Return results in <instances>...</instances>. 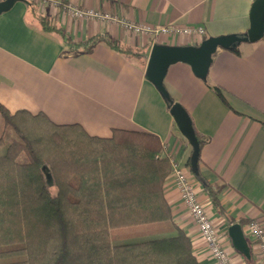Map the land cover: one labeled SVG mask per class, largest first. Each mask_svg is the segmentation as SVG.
Masks as SVG:
<instances>
[{"label":"crops","instance_id":"crops-1","mask_svg":"<svg viewBox=\"0 0 264 264\" xmlns=\"http://www.w3.org/2000/svg\"><path fill=\"white\" fill-rule=\"evenodd\" d=\"M28 1L32 5L33 1ZM57 1L56 5L34 3V7L72 41L107 34L140 49L143 57L126 58L102 43L91 53H73L56 33L41 29L31 5L17 1L0 14V105L12 114L42 113L54 124H77L89 136L109 137L112 129L151 133L161 142L164 156L185 166L190 145L179 133L158 92L144 78L151 46L197 45L207 37L244 33L255 0ZM66 4L136 24L199 26L204 34L194 40L184 35H136L106 20L70 16L63 11ZM263 38L239 44L237 52L217 48L206 81L198 79L189 65L180 62L168 67L163 80L171 99L185 109L194 129L207 138L199 151L203 175L225 185L220 196L226 214L222 216L215 212L201 184L193 178L198 184L196 197L233 264H262L245 225L255 219L264 223ZM212 85L222 90L227 105ZM163 192L171 221L190 238L198 263L217 264L170 178ZM228 218L246 221L240 225L250 248L249 258L233 248L227 234ZM138 234L134 240L171 232Z\"/></svg>","mask_w":264,"mask_h":264},{"label":"trees","instance_id":"trees-1","mask_svg":"<svg viewBox=\"0 0 264 264\" xmlns=\"http://www.w3.org/2000/svg\"><path fill=\"white\" fill-rule=\"evenodd\" d=\"M34 6L41 29L73 53L102 43L126 58L143 57L107 34L72 41ZM210 87L227 105L222 90ZM0 117L12 133L0 155V264H199L190 238L171 221L163 192L170 159L155 135L112 129L109 137L89 136L77 124L12 114L2 105ZM194 133L200 151L207 138ZM198 167L212 208L225 216V185L203 175L199 154ZM235 222L246 221L228 218V225ZM161 231L171 234L134 240Z\"/></svg>","mask_w":264,"mask_h":264},{"label":"water","instance_id":"water-1","mask_svg":"<svg viewBox=\"0 0 264 264\" xmlns=\"http://www.w3.org/2000/svg\"><path fill=\"white\" fill-rule=\"evenodd\" d=\"M31 5L28 0L0 1V14L8 11L15 2ZM264 37V0H255L249 12V26L244 33L207 37L197 45H167L155 43L151 46L144 69V78L150 82L162 98L179 133L187 140L191 148L189 170L192 177L200 184L203 178L199 172V146L195 137L191 119L185 109L174 102L166 91L163 80L167 69L175 63L189 65L192 73L201 81H206L212 55L217 48L234 50L241 43L256 42ZM233 248L245 258L250 256V248L239 223L231 224L227 229Z\"/></svg>","mask_w":264,"mask_h":264},{"label":"built area","instance_id":"built-area-1","mask_svg":"<svg viewBox=\"0 0 264 264\" xmlns=\"http://www.w3.org/2000/svg\"><path fill=\"white\" fill-rule=\"evenodd\" d=\"M34 3L44 5L50 3L56 5L57 0H31ZM63 11L78 19H97L109 21L126 32L136 35H159L180 36L184 35L191 39H201L204 31L199 26H149L124 21L114 15L102 13L92 9H77L70 4L64 5ZM169 157V156H168ZM172 180L181 203L187 209L192 221L195 223L200 238L208 248V251L217 264H233L220 244L219 234L205 212L203 206L196 197L195 187L192 184L193 177L186 166H180L174 158L169 157ZM246 234L253 238L257 255L264 264V223L261 220H250L245 225Z\"/></svg>","mask_w":264,"mask_h":264},{"label":"rangeland","instance_id":"rangeland-1","mask_svg":"<svg viewBox=\"0 0 264 264\" xmlns=\"http://www.w3.org/2000/svg\"><path fill=\"white\" fill-rule=\"evenodd\" d=\"M12 133L10 128L4 123L2 118L0 117V139L4 141L2 145H0V155L5 151V144L11 139ZM192 184L195 187L197 182L193 179ZM198 185V184H197ZM196 189V187H195Z\"/></svg>","mask_w":264,"mask_h":264}]
</instances>
